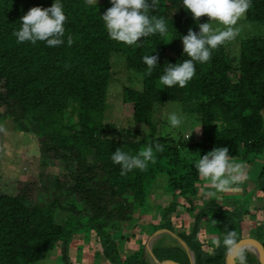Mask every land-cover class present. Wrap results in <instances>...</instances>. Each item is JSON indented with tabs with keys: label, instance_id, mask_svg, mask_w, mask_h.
Wrapping results in <instances>:
<instances>
[{
	"label": "trees",
	"instance_id": "1",
	"mask_svg": "<svg viewBox=\"0 0 264 264\" xmlns=\"http://www.w3.org/2000/svg\"><path fill=\"white\" fill-rule=\"evenodd\" d=\"M54 2L0 0L1 117L9 118L16 132L35 136L38 158L35 182H18L12 195L0 192V264H39L57 243L60 264H70L67 245L82 230L94 234L97 256L107 264H148L142 243L124 254L118 244L124 241L120 231L152 209L150 192L158 180L169 202L154 207L160 222L147 229L175 233L192 252L194 264H224L226 228L235 231L237 241L248 238L264 253V210L260 222L250 224L246 218L254 211L246 204L249 195L264 192V161L242 202L225 197L219 204L212 199L198 204L201 178L195 168L199 157L217 147H227L229 156L243 164L264 157V38L239 40L234 66L225 46H219L210 61L195 63V75L186 87L168 88L159 77L167 64L189 59L182 37L190 28L198 32L206 16L193 20L182 0H158L150 15L165 20L167 34L141 37L139 47L128 46L106 32L101 16L112 6L110 0L96 5L60 0L66 16L64 43H17L13 33L21 27L20 18L32 7L48 8ZM251 5L244 19L264 23V0H251ZM111 52L122 55L126 69L142 77L140 90L122 88L121 101L130 105L131 121L148 129H135L126 140L103 137ZM146 55H158L150 76L142 60ZM166 102L197 115V142L182 145L152 136L154 111ZM155 142L164 145L155 164L120 175V166L111 160L117 148L136 155ZM181 149L194 154L183 155ZM184 213L192 222L180 219L174 229L172 219ZM209 234L221 241L220 247L205 238ZM151 253L157 261L189 264L176 244L153 247ZM244 253L247 264H259L250 252Z\"/></svg>",
	"mask_w": 264,
	"mask_h": 264
},
{
	"label": "clouds",
	"instance_id": "2",
	"mask_svg": "<svg viewBox=\"0 0 264 264\" xmlns=\"http://www.w3.org/2000/svg\"><path fill=\"white\" fill-rule=\"evenodd\" d=\"M85 2L88 5L97 4V0H85ZM110 3L112 6L101 17L111 40L139 47L137 41L141 37L146 38L157 33L161 36L167 34L165 20L150 15V10H156L158 0H110ZM182 4L183 8L191 12L193 20L198 21L199 18L206 16L208 22L198 24V32L190 28L187 35L182 37L183 53L189 59L179 64H167L164 68V74L159 77V82L168 88L176 85L180 88L186 87L195 75L196 62L203 64L210 61L213 50L234 41L241 34V27L237 26L238 22L245 18L252 6L251 0H182ZM65 21L63 5L60 0H55L48 8H30L20 18L21 27L13 35L17 43L30 42L35 45L38 41H42L49 47H58L64 43ZM213 22L218 26L214 27ZM73 42L72 37L69 36L68 45L71 46ZM142 60L147 66L146 75H152L157 66L158 55H146ZM168 119L173 128L182 123L176 113L170 114ZM163 151L164 145L158 142L147 145L136 155L117 148L112 153L111 160L120 166V175L125 176L134 169L147 170L149 163H156V153ZM228 153L227 147L213 148L199 157L195 164L199 177L207 181L217 192L238 190L233 186L247 178L242 171V165L232 163ZM207 195L211 197L215 193L209 192ZM213 244L220 247L221 241L216 239ZM222 244L229 252L234 253L233 264H247L244 251L238 249L234 230L226 228Z\"/></svg>",
	"mask_w": 264,
	"mask_h": 264
},
{
	"label": "rangeland",
	"instance_id": "3",
	"mask_svg": "<svg viewBox=\"0 0 264 264\" xmlns=\"http://www.w3.org/2000/svg\"><path fill=\"white\" fill-rule=\"evenodd\" d=\"M103 1L97 0V3ZM206 22H208V18ZM213 25L214 27L218 26L215 22H213ZM237 26L241 27V34L234 41L224 44L226 54L231 59L233 66L236 65L238 59L239 40L249 37L264 38V23L250 22L243 18ZM109 65L110 75L106 86L105 104L102 113V122L105 125L103 137L126 140L130 138L129 132L135 129L145 132L148 129L146 126H139L131 121L130 105L121 101L122 88L140 90L142 77L141 74L126 69L124 58L118 53L111 52L109 54ZM2 112L3 109L0 108V129H2L0 130V192L12 195L18 182L32 183L36 181L38 172L37 141L35 136L31 134L16 132L10 119L1 117ZM172 113H176L182 120V123L176 128L171 127L168 119ZM197 129H199L197 115L182 113L178 103L166 102L162 107L155 109L149 131L153 137L161 136L174 142H180L182 145H189L198 141L199 132L196 131ZM188 135L190 137L185 140ZM181 152L183 155L194 154L193 151L190 152L188 149ZM263 161V156L255 157L250 164H243L232 158V163L242 165V171L247 177L241 183L233 186L238 190L217 192L207 181H202L197 183V203L200 204L201 201L212 199L219 204L225 197L237 199L240 202L246 201L249 191L253 189L252 184ZM159 183L160 180L156 182L150 192L152 209L148 213L139 214L134 226L120 231L124 241L118 244V249L122 254L136 249L139 243H142L143 250L145 241L152 238L147 229L148 225L160 222L157 210L154 207L163 206L169 202V198L158 187L160 186ZM209 192H214L215 195L209 197L207 195ZM263 195L262 193H253L248 197L246 204L254 208V211H250L246 217L250 224L262 221L264 199L261 198H264ZM180 219H184L187 224L192 222L191 217L184 213L177 218V221L172 219L173 227L176 230H178L177 222ZM154 236H157V240L151 244V249L156 246H172L174 244L165 232L158 231ZM206 239H209L208 241L213 244L216 237L213 234L210 238L207 236ZM98 250L99 246L94 234L82 230L73 235L67 245L66 254L70 264H107L100 256H97ZM144 254L148 264H151L146 248H144ZM39 264H60V243H57Z\"/></svg>",
	"mask_w": 264,
	"mask_h": 264
},
{
	"label": "water",
	"instance_id": "4",
	"mask_svg": "<svg viewBox=\"0 0 264 264\" xmlns=\"http://www.w3.org/2000/svg\"><path fill=\"white\" fill-rule=\"evenodd\" d=\"M160 231L165 232L166 234H168L170 236V238H172L175 241V243L178 245V247L185 253L189 264H194L192 252L189 250L187 245L175 233L170 232V231L165 230V229L159 230V232ZM153 235H155V234H151L150 236L153 237ZM148 241L149 240L145 241V244L143 246L144 248H146ZM237 242H238V249L239 250H246V251L250 252L259 264H264V253L261 251V249L259 248V246L257 245L256 242H254L248 238L240 239ZM144 248L142 250L143 256H145ZM146 252L148 254L149 260L153 264H175L173 261H170V260L157 261L151 253V248H148L146 250ZM233 260H234V253H231L227 250L225 253V256H224V264H233Z\"/></svg>",
	"mask_w": 264,
	"mask_h": 264
},
{
	"label": "crops",
	"instance_id": "5",
	"mask_svg": "<svg viewBox=\"0 0 264 264\" xmlns=\"http://www.w3.org/2000/svg\"><path fill=\"white\" fill-rule=\"evenodd\" d=\"M231 159H232V158H231ZM202 181H205V180L201 179L200 182H202ZM200 182H199V183H200ZM252 185H253V184H252ZM262 194H264V192H263ZM263 196H264V195H263ZM261 199H264V198L262 197ZM159 230H163V229L155 230V231L151 232L150 235H151V234H156V232H158ZM207 236L210 238V236H212V235L209 234V235H207ZM207 236H206V237H207ZM214 236H215V235H214ZM206 237H205V238H206ZM169 238H170V236H169ZM170 239H171V240L174 242V244H175V241H174L172 238H170ZM207 240H209V239H207ZM144 257H145V256H144ZM147 262H148V260H147Z\"/></svg>",
	"mask_w": 264,
	"mask_h": 264
},
{
	"label": "bare ground",
	"instance_id": "6",
	"mask_svg": "<svg viewBox=\"0 0 264 264\" xmlns=\"http://www.w3.org/2000/svg\"><path fill=\"white\" fill-rule=\"evenodd\" d=\"M156 240H157V236L152 237V238L148 241V243H147L146 250H147L148 248H150L151 244H152L154 241H156ZM151 264H153V263L151 262Z\"/></svg>",
	"mask_w": 264,
	"mask_h": 264
}]
</instances>
